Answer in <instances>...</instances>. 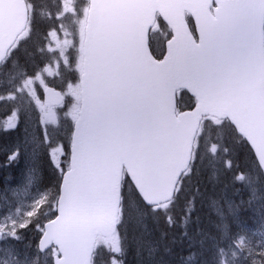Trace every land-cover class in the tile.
<instances>
[{
  "label": "snow or ice",
  "instance_id": "snow-or-ice-1",
  "mask_svg": "<svg viewBox=\"0 0 264 264\" xmlns=\"http://www.w3.org/2000/svg\"><path fill=\"white\" fill-rule=\"evenodd\" d=\"M43 7L0 0V93L13 94L16 122L7 128L17 135L5 163L28 152L31 182L34 158L60 131L52 124L67 123L59 137L66 143L52 153L63 157L53 163L55 184L36 193L26 219L13 218L5 231L11 217L3 218L0 264H128L133 248L150 257L157 242L146 232L130 239L126 225L162 216L173 227L172 210L198 164L212 153L231 157L229 137L254 149L251 170L234 179L248 188L249 204H259V216L244 230L241 206L229 205L217 230L230 242L217 245L213 264H264V0H57L49 7L78 24L71 40L56 42L67 66L60 91L38 74L54 76L50 69L21 70L31 55L21 48ZM36 80L43 103L31 87ZM186 93L192 104L184 111L176 97ZM32 99L44 114L42 141L31 130ZM224 167L236 168L231 158ZM28 227L36 236L26 253L7 247ZM160 241L167 247L174 238L161 232Z\"/></svg>",
  "mask_w": 264,
  "mask_h": 264
},
{
  "label": "rangeland",
  "instance_id": "rangeland-1",
  "mask_svg": "<svg viewBox=\"0 0 264 264\" xmlns=\"http://www.w3.org/2000/svg\"><path fill=\"white\" fill-rule=\"evenodd\" d=\"M37 2L41 5H44V7L40 10V15L37 22L38 24L42 25L40 29L42 34L40 35V33L34 32V40H32V42L29 40L25 45L22 46L21 53L26 51L31 55L27 57V68L21 70L28 72H38V69L40 68L50 69L53 73H55L54 76H49L47 71L38 74L40 75L41 79L45 80L48 86H52L60 90L64 84V79L59 73L60 71H64L66 77L67 66L63 64L64 57L59 56V49L56 42L59 40L62 43L64 39L71 40L72 33L78 29V24L76 17L73 14L68 13L66 16L61 17L59 13L54 11V8L49 7L55 5L57 0H37ZM58 2L62 5L64 0H58ZM71 2L76 3L78 0H71ZM53 32L56 34L52 35L51 33ZM30 47L34 49L33 53L29 52ZM53 49L57 50L55 55L53 54ZM65 51L67 52V49H65ZM58 57L59 66L57 60ZM9 78L12 77L10 76ZM0 79H3V77H0ZM31 87L36 89V95L43 103V85L39 83V80H36ZM12 95L13 94L9 92L0 93V129H4V131H0V227H3V218L5 216L11 217L7 220L8 228H5V231L10 230L13 218L17 221V225L26 219V212L31 210V206L34 203L33 197L37 192L42 191L45 186L51 188L52 185L55 184L58 170H54L53 163L56 159L62 160L63 157L60 156L59 152L56 153V157H53L52 153L54 149L60 148L62 143H66V141H61L59 137L64 134L63 129L67 127V123H56L51 125L52 128H58L60 131L53 133L51 145L42 147L39 150L37 156L34 158L36 173L31 182H29L27 177V169L31 165L32 160L29 159L28 152H26L24 156L18 161H15L11 164L5 163L7 148L12 147L17 142L16 133L10 128H7L9 121L13 123L16 122V119L13 117V112L16 111V108L14 107V101L9 98ZM15 103H18V101ZM31 105L32 110L29 112V116L33 122L31 130L35 133L37 140L42 141L44 140L45 129L43 124H40L39 121L44 114L41 111L40 106L36 104L35 99L31 100ZM61 107L62 105L56 107V110L58 111ZM65 111H67V109H65ZM61 115H63V113H61ZM231 146V155L235 156V154L238 152V154L241 155L240 161H243V165H241L240 170H237L236 175H243L245 172H249L254 163V159L252 160V158H248V156L242 152L240 143L234 142L233 144L232 141ZM212 154V157H209V160L211 159L212 161V168L219 163L225 170V167H223L222 164L226 162L224 159L226 155L221 154L218 159H214L216 154ZM50 161H52V163H50ZM221 181H223L222 187H224L223 177H220L219 182ZM188 186L189 184L187 186L185 185V192L183 194L185 200L181 204L182 209L179 210L176 208L178 217H175L177 218L175 221L178 225L175 227V229H171V233H176L182 240V243L187 244V250L192 252L191 249H189L191 247L190 240L193 242H198L200 240L198 237L202 234L201 231L198 235L192 236V229L196 231L200 227V223H202L203 227H210V221L208 218L204 217L201 222L200 217L202 213L201 211L204 209V202L202 201V197L197 195V191L193 192L192 189L191 192L188 189ZM232 186L233 191H237V193L235 194V197H229L228 201L224 200L223 198V201L220 202L223 203L220 205L222 215L225 218L229 217L230 204L240 205V220L245 222H243L244 230L251 229L252 226L256 224L257 218L259 216V207L257 206L258 203L253 201L252 204H249L250 192L243 181H236V184H232ZM193 193H195L194 197ZM190 198L194 199V203L193 205L185 208V203ZM232 199L233 201H231ZM47 211L48 210L45 209L46 213ZM146 221L144 222L145 225H137L139 231L147 233L150 230V227ZM157 222L158 220H156V223ZM159 222H165L162 216L159 218ZM178 226L180 231L178 230ZM164 228V230L168 232V229L166 227ZM211 230L212 229L203 235V239L211 246L217 247V245H219L223 247L230 242L227 236H220L218 230ZM236 230L238 229H233V231ZM162 232H164L163 229ZM18 234L20 236L19 242L13 240L9 243V245H7V247L14 248L23 254L28 251V246L32 244L36 233L33 227H28L26 229L18 228ZM5 239L6 237L3 235V233H0V259L3 258V249L6 247L4 244ZM205 259H207V255L199 258V260H201L200 263L205 264ZM206 263L213 264V262L209 261ZM184 264H199V262L194 260L193 262L187 261Z\"/></svg>",
  "mask_w": 264,
  "mask_h": 264
},
{
  "label": "trees",
  "instance_id": "trees-1",
  "mask_svg": "<svg viewBox=\"0 0 264 264\" xmlns=\"http://www.w3.org/2000/svg\"><path fill=\"white\" fill-rule=\"evenodd\" d=\"M38 3V2H37ZM41 24L36 25L35 31L36 33L42 34ZM35 34V33H34ZM34 40V36L30 40L32 42ZM34 49L32 47L29 48V52L33 53ZM192 104V99L189 96V94H184L182 97L179 98V106L182 109L190 108ZM233 141L236 143L241 144V150L242 152L248 156V158H252L253 160V154L246 143H241L238 140H235L232 137L227 138V143L224 144L225 147L232 148L231 142ZM223 143V141H222ZM211 145H209V148ZM213 154L206 157V159L198 164V171L196 175H194L186 184V186L189 184L188 189L191 191L193 189L194 191H197V195L202 197V201L204 202V209L201 211V217L200 220L202 222V219L204 217L208 218L210 227H203L202 223H200V227L195 231L192 229V236L198 235L201 231L202 234L198 237L200 239L198 242H193L190 240V245L192 252L190 250H187V244L182 243V240L176 233H171V229H175V227L178 225L175 221V225L173 227H169L167 223L165 222H158L153 221L151 218H149L146 223L149 225L150 230L147 232L150 234L151 238L157 242V247L154 248L153 254L148 257L145 255L144 257H141L137 255V252L135 248L128 254L127 260L128 264H140V261L142 259H150L153 261V264H184L187 261H194L200 263L201 260L199 258H202L204 255H207V259H205L206 262H213L215 252H216V246H211L208 242H206L203 239V235L206 234L207 231L212 229L211 231L217 230V224L221 220L222 211L220 205L223 203H220L224 200L228 201V198L231 196L235 197V194L237 191H233L232 184H236V181L234 177L236 176L237 170H240L241 165H243V161L241 160V155L238 154V152L235 154V156L228 157L227 155L224 157V159L227 161L226 158H231L234 162V165L236 168L233 170H224V168L221 167V165L218 163L215 167L212 168V161L209 160V157H212ZM224 155V154H223ZM225 164V163H224ZM224 164L223 167H224ZM218 170V171H217ZM246 173V172H245ZM47 175V174H46ZM220 177L224 178V187H222V182L220 181ZM57 180V178H56ZM56 182V181H55ZM241 182V181H237ZM192 192V191H191ZM185 200V197L182 195L180 200L177 202L176 206L172 210L173 219H177L175 217H178V214L176 213L178 208L179 210L182 209L181 204ZM233 201V199L231 200ZM259 207V204L257 205ZM218 215V216H217ZM244 222V221H243ZM245 223V222H244ZM145 225V223H144ZM138 226L133 224L126 225L128 236L130 239L133 237L143 234V231H139ZM166 227L168 229V232L164 230ZM162 229L164 232H167V239L168 241H172L174 238V242L169 244L167 247H165L166 242L160 241V234L162 232ZM178 226V230H179ZM216 229V230H215ZM138 231V232H137ZM180 231V230H179ZM200 244V245H199ZM183 258V260H182ZM193 258V259H192ZM184 261V262H183Z\"/></svg>",
  "mask_w": 264,
  "mask_h": 264
},
{
  "label": "water",
  "instance_id": "water-1",
  "mask_svg": "<svg viewBox=\"0 0 264 264\" xmlns=\"http://www.w3.org/2000/svg\"><path fill=\"white\" fill-rule=\"evenodd\" d=\"M193 21H194V19H193ZM53 88V87H52ZM55 89V88H54ZM56 91H58L57 89H55ZM47 99V94L44 92V101ZM253 150V152H254V149H252Z\"/></svg>",
  "mask_w": 264,
  "mask_h": 264
}]
</instances>
